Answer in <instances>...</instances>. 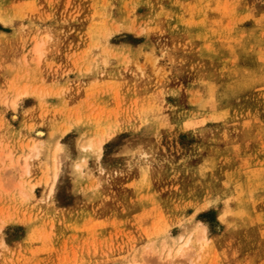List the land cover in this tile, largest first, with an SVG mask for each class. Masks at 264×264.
Returning <instances> with one entry per match:
<instances>
[{
	"label": "rangeland",
	"instance_id": "374dc122",
	"mask_svg": "<svg viewBox=\"0 0 264 264\" xmlns=\"http://www.w3.org/2000/svg\"><path fill=\"white\" fill-rule=\"evenodd\" d=\"M0 264H264V0H0Z\"/></svg>",
	"mask_w": 264,
	"mask_h": 264
},
{
	"label": "bare ground",
	"instance_id": "6f19581e",
	"mask_svg": "<svg viewBox=\"0 0 264 264\" xmlns=\"http://www.w3.org/2000/svg\"><path fill=\"white\" fill-rule=\"evenodd\" d=\"M36 50H37V52L40 54V48H39V46H37L36 47ZM15 104V103H14ZM40 133V132H39ZM38 133V134H39ZM41 134V133H40ZM90 144L89 143H85V144H83V147L84 148H86V147H88ZM11 154H7L6 156L8 157V158H11V156H10ZM12 161V160H11ZM57 168H59V163H57ZM25 171H28L27 169L25 170ZM57 176V171H56V174H55V177ZM22 188V187H21ZM182 252V251H181ZM180 252V255H182V253ZM184 255V254H183ZM167 256H170V253H168V255Z\"/></svg>",
	"mask_w": 264,
	"mask_h": 264
}]
</instances>
